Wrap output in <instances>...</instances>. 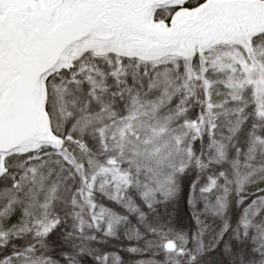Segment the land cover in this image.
<instances>
[{
  "label": "snow or ice",
  "instance_id": "obj_1",
  "mask_svg": "<svg viewBox=\"0 0 264 264\" xmlns=\"http://www.w3.org/2000/svg\"><path fill=\"white\" fill-rule=\"evenodd\" d=\"M0 264H264V0H0Z\"/></svg>",
  "mask_w": 264,
  "mask_h": 264
}]
</instances>
